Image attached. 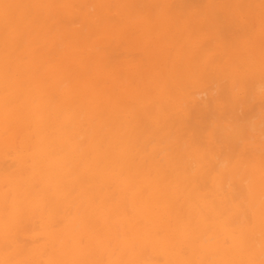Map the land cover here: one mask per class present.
<instances>
[{"label": "bare ground", "instance_id": "6f19581e", "mask_svg": "<svg viewBox=\"0 0 264 264\" xmlns=\"http://www.w3.org/2000/svg\"><path fill=\"white\" fill-rule=\"evenodd\" d=\"M55 31L39 0H17L0 22V179L24 253L59 264L235 258L256 222L258 155L241 158L223 132L210 141L212 104L191 113L192 140L166 135L151 110L87 80ZM230 149L235 172L212 159Z\"/></svg>", "mask_w": 264, "mask_h": 264}, {"label": "clouds", "instance_id": "9594fccd", "mask_svg": "<svg viewBox=\"0 0 264 264\" xmlns=\"http://www.w3.org/2000/svg\"><path fill=\"white\" fill-rule=\"evenodd\" d=\"M39 2L47 30L62 34L68 59L84 65L91 81L125 95L146 113L151 110L166 135L181 139L187 134L192 140L191 113L212 104L210 141L223 132L241 158L258 155L256 222L247 244L237 245L228 261L173 264H264V0ZM16 3L0 0V22ZM64 16L77 22L58 27ZM2 132L0 124V141ZM232 155L230 149L212 159L235 172ZM4 184L0 179V264H59L24 253L15 239L18 215Z\"/></svg>", "mask_w": 264, "mask_h": 264}, {"label": "rangeland", "instance_id": "374dc122", "mask_svg": "<svg viewBox=\"0 0 264 264\" xmlns=\"http://www.w3.org/2000/svg\"><path fill=\"white\" fill-rule=\"evenodd\" d=\"M178 1H180V0H177V2ZM71 19V18H70ZM33 21V17L31 16V19H30V21ZM68 23L69 22H65V25H68ZM62 42V40H59V42H57V46H58V48H57V46H56V49H60V52L62 51V50H65L64 49V46H63V44L62 45H60L59 43H61ZM25 48H27V45H26V47ZM34 51H35V49H34ZM53 57H56L57 59H59V54H54V55H52V57H51V59L53 58ZM22 60H23V64H27V63H30V59L28 58V57H25V56H23V58H22ZM82 66V68H86V67H83L84 65H81ZM67 70V69H66ZM87 71V70H86ZM85 71V74L86 73H88V71L86 72ZM64 72H66V71H64ZM89 75V74H88ZM87 75V76H88ZM39 76H43L42 74H40ZM28 78H30V77H28ZM87 80H89L90 78H89V76L86 78ZM65 81H67V84H68V86H69V88L70 87H72V85H73V80H74V77H73V74H69L67 77H65V79H64ZM43 88H46V87H43ZM105 92H106V94H107V96H110L111 94H115V95H121L120 93H117V92H115L114 93V91H112L111 89H108V88H106L105 87ZM201 118H198V120H200Z\"/></svg>", "mask_w": 264, "mask_h": 264}]
</instances>
